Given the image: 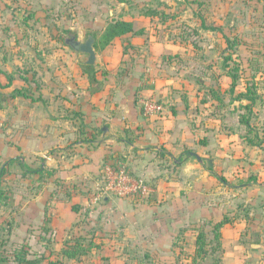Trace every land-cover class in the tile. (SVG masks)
Here are the masks:
<instances>
[{"label":"crops","instance_id":"1","mask_svg":"<svg viewBox=\"0 0 264 264\" xmlns=\"http://www.w3.org/2000/svg\"><path fill=\"white\" fill-rule=\"evenodd\" d=\"M7 1L0 0V156H18L26 166L53 171L49 177L40 172L27 178L41 183L36 186L33 211L39 212L46 189L52 197L67 189L69 198L85 206L87 215L98 219L96 223L138 238L143 255L151 258L147 261L138 255L132 264H192L194 248L187 252L184 239L192 237L195 247V226L229 215L228 186L202 170L199 154L194 155L198 161L186 160L183 150L198 146L200 138L190 137L193 130L184 114L191 104L182 99L186 93L179 88L178 78L168 74L167 51L155 41L149 56L141 53L143 59L125 66L114 40L100 51L95 49V77L91 78V69L84 63L87 55L78 58L74 49L60 47L56 33L53 39L39 40L41 28L35 23L39 14L24 9L12 16L24 19L23 24L15 23ZM167 23H159L157 29ZM140 36L133 35L132 40ZM145 102H154L160 109L150 113ZM107 163H122L136 177L154 181L151 196L140 201L111 195L99 203L95 195ZM79 210L72 207L73 212ZM35 216L28 213V224ZM229 225L222 228L225 239ZM107 233L111 241L118 232ZM97 243L102 249L104 244ZM260 245L257 257L264 264V244ZM227 254L229 264H244L235 259L241 250ZM108 257L100 255L101 260Z\"/></svg>","mask_w":264,"mask_h":264},{"label":"rangeland","instance_id":"2","mask_svg":"<svg viewBox=\"0 0 264 264\" xmlns=\"http://www.w3.org/2000/svg\"><path fill=\"white\" fill-rule=\"evenodd\" d=\"M157 6L173 15L160 31L157 29L160 18L143 13L147 8ZM6 8L11 12V20L20 25L24 19H13V15L18 16L24 9L27 14H39L35 22L41 28L39 40L53 39L56 33L59 46L68 47L69 51L73 48L66 39L72 34L82 41L89 33H96L99 37L114 18L132 21L136 28H149V32L136 42L131 34L115 39L121 49L119 52L123 54L121 61L125 66L134 64L136 58L143 59L139 56L141 53L149 56L155 41L162 45L167 51L164 58L168 63V74L178 78L179 88L182 87L186 93L182 99L185 97L186 103L191 104L184 114L188 128L193 130L190 137L208 138L209 141L207 146L199 144L194 148H185L186 160L198 161L194 155L199 154L202 170L209 171L220 185L228 186L232 222L225 231L226 239L222 233L220 245L213 239L211 226L203 225L209 233V242L205 247L208 255L201 264H229V255L225 257V251L233 250H241L239 258L235 259L244 264H263L262 259L257 257L262 249L252 248L249 244H264V213L261 211L264 208V0H8ZM73 51L78 58L85 56ZM230 55L232 61L229 62L226 58ZM225 63L232 66L240 64L236 94L243 90L246 79L257 83L260 97L254 106L251 124L259 137L249 134L240 122V114L246 113V110L239 108L240 101L232 103L235 95L229 92L232 78L224 67ZM213 91L221 95V100L213 96ZM242 134H249L256 145L244 143ZM28 162L32 163L30 159ZM19 171V168H13L6 177L4 186L12 190L10 207L0 208V243L3 237L8 239L5 246L1 245L7 253L12 252L14 247L25 246L29 258L51 255L55 260L56 252L67 242L84 235L104 244L101 253L96 250L98 255L93 253L82 262L65 260V264H132L136 256L143 255V248L135 235L121 228L106 229L96 223L98 219L87 215L85 206L75 203L77 199L74 197L69 198L67 189L54 195L55 200L46 189L39 212L33 211L32 202L41 183L27 182V178L34 177L33 174L24 176ZM171 171L170 174L174 175L175 171ZM219 176L226 178L227 183L221 182ZM146 180L152 187L155 186L154 181ZM76 206L80 210L73 212L72 207ZM30 212L36 213V216L28 224L26 219ZM9 217L13 230L7 236L3 221ZM114 229L118 232L116 237L107 241V232H114ZM184 240L186 251L191 252L194 239ZM101 254L109 257L101 260Z\"/></svg>","mask_w":264,"mask_h":264},{"label":"trees","instance_id":"3","mask_svg":"<svg viewBox=\"0 0 264 264\" xmlns=\"http://www.w3.org/2000/svg\"><path fill=\"white\" fill-rule=\"evenodd\" d=\"M120 1L125 2L126 0ZM143 13L144 15L149 17L157 16L163 23H166L169 19L173 18L172 14H167L166 12L161 10L160 6L149 7ZM144 33L145 27L136 28L132 21L114 18L113 21H111L106 26V28L104 29L102 34H100L99 37H96V33H93L96 37L95 49L97 51H100L105 46L109 45L112 41H114L116 38H120L127 34L143 35ZM227 41H230V39H227ZM228 59L229 62L232 61V56L230 55L228 58H226V60ZM226 63L224 64V67L225 69H227V73L232 78V83L229 92L235 95L232 98V103H234L235 101H240L241 103L239 108L246 110V113L240 114V122L246 126V128L248 129V133H253L254 137H259L258 132H256V128L253 127V124H251V115L254 113V106L260 97L259 93L257 92V83L254 82L253 79H246L243 90L236 94V87L240 78V76L238 75V72L240 71V64L232 66L231 64ZM250 65L251 64H249V66ZM86 67L91 69V78H94L95 71L92 70L94 66L87 64ZM213 96L221 100V95H219L218 92L213 91ZM243 101H247V103H244ZM249 134H242V140L249 145H256L253 142L254 138H252ZM199 142L201 145H206L208 141L206 138L201 137L199 139ZM13 168H20L22 171L21 174H23L24 176L30 173L35 174L40 172H44L45 174L47 173L45 176L48 177L53 175L52 170L45 171V169H42L41 166H39L38 168L26 166L25 163L22 161V158L18 156L8 159H4L0 156V208L3 207L7 209L8 207H10V194L12 190L7 185H4L6 184V177L11 174ZM218 178L221 180V182L227 183L226 178H224L223 176H219ZM3 222L6 225V228L4 227V229L5 231H7V236L11 235L13 230L12 219H10L9 217L6 218V220H4ZM231 222L232 218H230L227 214H225L220 220L216 222H209V225L211 226V233H213L214 235L213 239L216 240L219 245L222 239V228L226 224H230ZM204 226H195V229L198 233L195 240L194 252L190 254V260L192 264H201V262L205 259L206 255H208L205 247L209 242V233ZM7 243L8 239H5L3 237L0 243V264H43L44 261L46 262L45 264H65V260L82 262L84 257L92 255L95 250L101 249L102 247L101 244L97 243L92 239H89V237L79 235L76 236L72 241L67 242L66 246L56 252V259L53 260L51 258V255H42L37 258H29L28 250L27 248H25V246L14 247L12 252L7 253L1 247V245L5 246ZM143 258L147 261H150L151 257L148 253H145L143 255ZM143 258H140V260L143 261Z\"/></svg>","mask_w":264,"mask_h":264},{"label":"built area","instance_id":"4","mask_svg":"<svg viewBox=\"0 0 264 264\" xmlns=\"http://www.w3.org/2000/svg\"><path fill=\"white\" fill-rule=\"evenodd\" d=\"M145 107L150 113L160 109L158 104L154 102H145ZM152 192L153 187L146 179L136 177L122 163H107L103 169L101 183L97 186L95 200H103L111 195L146 199L150 197Z\"/></svg>","mask_w":264,"mask_h":264},{"label":"water","instance_id":"5","mask_svg":"<svg viewBox=\"0 0 264 264\" xmlns=\"http://www.w3.org/2000/svg\"><path fill=\"white\" fill-rule=\"evenodd\" d=\"M66 42L78 53L87 55L84 63L88 65H94L97 62V53L95 50L96 37L93 33H89L87 38L82 41L76 35L72 34L66 39ZM260 244H251L253 248H260Z\"/></svg>","mask_w":264,"mask_h":264},{"label":"clouds","instance_id":"6","mask_svg":"<svg viewBox=\"0 0 264 264\" xmlns=\"http://www.w3.org/2000/svg\"><path fill=\"white\" fill-rule=\"evenodd\" d=\"M82 38V37H81Z\"/></svg>","mask_w":264,"mask_h":264}]
</instances>
